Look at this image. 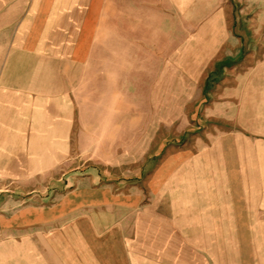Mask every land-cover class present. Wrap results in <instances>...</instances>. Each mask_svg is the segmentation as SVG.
<instances>
[{
    "label": "crops",
    "instance_id": "crops-1",
    "mask_svg": "<svg viewBox=\"0 0 264 264\" xmlns=\"http://www.w3.org/2000/svg\"><path fill=\"white\" fill-rule=\"evenodd\" d=\"M130 1L137 19H190L183 47L194 51V57L183 65L196 68L187 71L185 96L190 106L210 99L201 117L213 121L200 126L198 143L185 146L183 156L173 155V160L169 156L167 162L184 158V165L173 175L177 188L171 186L173 176L168 179L166 194L171 200L166 204L161 201L164 192L157 194L156 205L167 212L155 213L154 207L151 214L140 215L137 203L126 201L120 204L119 219L111 211L96 219L98 226H104L102 233L39 234L37 239L25 235V264H264V5L254 15L258 26L255 22L253 30L247 31L253 35L248 39L253 40L249 49L254 52L240 66L241 36L223 23L222 0H188L203 3L196 13L189 9L177 13V0ZM62 2L0 0V175L31 177L40 171L43 162L33 156L32 146L54 147L51 153L62 154L55 147L64 145V130L73 131L77 120L74 99L79 94L80 43H72L66 64L71 76L64 77V57L54 52L62 50L64 32L42 24L43 19L58 16ZM54 10L57 13L51 15ZM17 18L22 19L18 27ZM193 18L200 19L194 28ZM157 29L152 20L137 21L135 27L121 30V48L134 50L132 69L146 65L148 75L155 77L158 73L152 66L161 65L167 66L168 74L172 67L175 76V37L170 39L166 27L159 29L158 38ZM260 35L261 42L256 43ZM225 48L234 52L225 53ZM88 49L91 57L92 47ZM49 54L60 61L55 77H37L46 72L44 60H49ZM235 58L237 63L229 64ZM213 64L231 65V76L203 77L205 67ZM92 69L89 77L94 76ZM167 78L166 88L161 85V90L159 81L153 85L157 91L151 97L167 108L161 112L170 114L175 113V79ZM219 78L221 84L213 89L210 84ZM69 106L72 121L64 118V108ZM184 122L188 123L187 117ZM54 159L47 158L46 166L53 165ZM127 211L131 214L125 215Z\"/></svg>",
    "mask_w": 264,
    "mask_h": 264
},
{
    "label": "rangeland",
    "instance_id": "rangeland-1",
    "mask_svg": "<svg viewBox=\"0 0 264 264\" xmlns=\"http://www.w3.org/2000/svg\"><path fill=\"white\" fill-rule=\"evenodd\" d=\"M73 1L63 0L58 16H49L43 19L42 24L52 26L54 31L64 32L62 50L58 49L61 53L54 50L57 57H64L63 68L67 73L64 77L71 76V67L66 68V64L70 63L67 60L71 58L72 43H80V82L76 86L79 94L74 99L77 120L73 131L64 130V145L55 147L62 149V154L51 153L54 147L32 146L33 156L43 162L40 171L31 177L0 175V264H25V235L37 239L35 235L39 234L102 233L104 226H98L100 223L96 219H104L109 211L115 219H119L123 214L120 208L122 202L137 203L140 215L151 214L154 207L155 213L167 212L156 205L157 194L164 192L161 201L166 204L171 200L166 194L168 179L184 165V158L167 162L169 156L172 155V160L173 155L183 156L185 146L190 148L198 143L200 126L213 121L201 117L202 107L210 99L190 106L185 96L187 71L196 68L183 65L185 59L194 57V51L183 47V32L189 25V18L137 19L130 0ZM187 1H176L177 13L185 9L196 13L202 8L203 3ZM222 1L219 11L222 10L223 23L232 28L234 35L241 36L242 61L238 64L242 66L246 64L249 52H254L249 49L253 40L248 39L253 35L247 31H252L255 22H259L254 15L263 11L264 0ZM88 7L94 9L92 14ZM51 11V15L56 12ZM21 20L16 19L17 27ZM31 20L37 24L40 22L34 17ZM151 20L158 28V38L161 37L159 29L166 27L171 31L170 39L175 37V76L171 73L172 67L168 74L167 66L161 65L152 66L158 73L155 77L148 75L149 67L146 65L132 69L129 65L134 57L130 55L134 50L121 48V30L135 27L137 21ZM191 20L193 28L200 25L199 18ZM261 37L258 36L255 42H261ZM259 45L256 46L257 52ZM88 47H92L91 57ZM224 52L234 51L225 48ZM236 58L225 62L237 63ZM44 62L42 65L44 63L47 70L37 77H55L59 58L53 59L49 54V60ZM238 64L235 66L238 67ZM232 68L231 65L218 67L213 64L205 67L203 77H230ZM90 69L93 77H89ZM142 71L144 74H141ZM167 77L170 81L172 77L175 79V113L170 114L161 112L167 108L156 105L157 98L151 97L153 91H157L153 85L158 81L161 90V85L166 88ZM218 80L209 83L213 89L221 84V78ZM71 116V107H65V120L72 121ZM186 117L188 123L185 124ZM52 157L55 161L47 167L44 161ZM174 178H171V186L177 188Z\"/></svg>",
    "mask_w": 264,
    "mask_h": 264
}]
</instances>
